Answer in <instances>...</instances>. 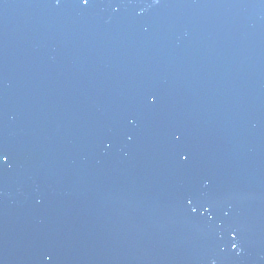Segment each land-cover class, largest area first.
Masks as SVG:
<instances>
[{
  "label": "water",
  "instance_id": "obj_1",
  "mask_svg": "<svg viewBox=\"0 0 264 264\" xmlns=\"http://www.w3.org/2000/svg\"><path fill=\"white\" fill-rule=\"evenodd\" d=\"M0 152V264H264V0H0Z\"/></svg>",
  "mask_w": 264,
  "mask_h": 264
},
{
  "label": "snow or ice",
  "instance_id": "obj_2",
  "mask_svg": "<svg viewBox=\"0 0 264 264\" xmlns=\"http://www.w3.org/2000/svg\"><path fill=\"white\" fill-rule=\"evenodd\" d=\"M82 2L86 5L88 4L89 0H82ZM186 158V157H185ZM9 161V156L7 153L5 152H0V164H6L7 162ZM193 211H195V209H193ZM231 247L233 249H235L237 247V244L236 243H233L231 245Z\"/></svg>",
  "mask_w": 264,
  "mask_h": 264
}]
</instances>
